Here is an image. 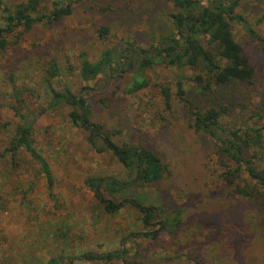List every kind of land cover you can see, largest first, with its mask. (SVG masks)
<instances>
[{
    "label": "rangeland",
    "instance_id": "1",
    "mask_svg": "<svg viewBox=\"0 0 264 264\" xmlns=\"http://www.w3.org/2000/svg\"><path fill=\"white\" fill-rule=\"evenodd\" d=\"M3 1L13 6L24 0ZM50 1L43 0L42 9ZM173 10L172 0H79L59 20L38 22L21 34L17 30L19 38L0 52V150L18 122L14 109L19 110L33 119L34 146L54 178L51 198L39 165L26 152L15 165L9 155L0 159V264H42L52 257L60 258L56 264H103L88 263L82 254L123 247L131 250L130 262L143 264H264V206L229 193L211 144L189 126L187 103L176 94V81L181 80L190 101L201 108L228 101L235 115L238 104L257 102L264 95V18L258 22L264 0H238L234 9L261 40L230 19L232 33L254 69L251 84L235 82L215 99L218 94L203 93L187 79L193 69L166 65L157 55L151 56L153 66L144 68L146 85L125 93L138 57L152 55L162 38L172 34L168 12ZM102 26L108 27L103 36L98 33ZM173 37L182 44L184 34ZM105 48L124 54L111 64L109 77L105 72L81 89L79 53L95 61ZM50 60L59 73L46 81ZM164 86L170 88L169 108L162 97ZM51 87L82 93L91 123L112 132L118 145L154 149L167 167L165 177L150 185L134 183L135 171L108 151L95 152L88 129L70 123L67 105H50ZM107 176L126 182L124 192L110 195L86 183L89 177ZM123 198L155 208L149 226L141 221L145 211L130 203L106 209L104 199L117 203ZM175 210L180 211L177 223ZM163 214L172 221L155 238L129 239L132 232L157 229Z\"/></svg>",
    "mask_w": 264,
    "mask_h": 264
},
{
    "label": "trees",
    "instance_id": "2",
    "mask_svg": "<svg viewBox=\"0 0 264 264\" xmlns=\"http://www.w3.org/2000/svg\"><path fill=\"white\" fill-rule=\"evenodd\" d=\"M78 1L51 0L50 7L42 9L43 0H24L14 3L13 6L0 0V52H5L11 42H15L13 38H19L15 35L17 30L20 29L19 34H21L30 30L38 22L51 23L59 20L71 14L74 2ZM237 1L207 0L206 5H201V0H172L175 11L168 12V15L174 30L171 35L161 40V42L173 40L178 45L173 35L182 33L186 36L184 46L168 42L161 48L163 54L158 55L166 65L176 67L185 65L193 69L195 73L187 79L192 80L203 93L218 94L215 99L220 97V91L224 93V90L235 82L247 85L252 82L253 66L248 54L232 33L230 19L242 22L251 37L255 36L259 40L261 38L241 15L234 12ZM193 10L202 14L196 17V14L192 13ZM263 18L264 12L258 22ZM107 32V26L98 29L101 36ZM262 47L264 48V42ZM155 51L159 53V46L155 48ZM123 54L124 50L117 53L114 49L105 48L100 52L97 60L90 61L84 52H80L79 74L84 83L81 89H87L88 86L85 84L87 81L105 72L109 77L111 64L115 62L118 55L123 56ZM144 54L138 57L137 71L127 84L125 93L135 92L146 85V80L142 75L144 68L153 66L151 57L153 53L145 58ZM128 65L131 66L132 61ZM58 73L55 61L50 60L47 69L48 76L45 80L48 81ZM112 75H114L113 72ZM176 87L177 96L187 103L190 116L189 126L195 132L202 134L211 144L218 165L222 168L221 177L229 187V193L234 197L260 202L264 206V95L257 102L238 104V116L235 115V110H229L228 101L226 103L215 101L208 107L201 108L198 103L190 101L185 96L186 92L181 80L176 81ZM50 91L52 93L50 105L56 106L60 103L67 105L69 107L67 116L70 123L73 126L88 129L87 139L95 152L108 151L129 171H135L134 183L142 186L150 185L165 177L167 167L154 149L143 145L120 146L112 140V132H102L100 125L91 123L89 105L87 99L81 95L82 93H73L67 87L60 91L51 87ZM161 92L164 105L169 108L170 88L164 86ZM98 101L102 102L103 98H98ZM14 114L18 117V122L13 126L8 144L0 150V159L9 155L10 162L15 165V160L20 153L26 152L39 165L46 181L48 195L53 198V174L49 162L34 146L33 119L16 109H14ZM117 131L113 130L114 133ZM86 183L89 186L104 188L110 195L124 192L127 186L126 182L110 176L89 177ZM104 201L107 203V210L120 208L127 203L134 205L141 211H145L141 219L142 223L145 226L150 225L154 214L151 211L155 209L154 207L142 206L136 198H123L117 203L111 199H104ZM174 214L177 215L175 218L177 223L180 211L175 210ZM160 217L158 222L160 225L157 229L132 232L129 239L155 238L159 230L172 221L169 220L167 214L160 215ZM130 251L129 247H123L120 250L109 252H86L82 254V257L88 263L143 264L138 260L130 262L127 259ZM59 261V257H52L42 264H56Z\"/></svg>",
    "mask_w": 264,
    "mask_h": 264
},
{
    "label": "flooded vegetation",
    "instance_id": "3",
    "mask_svg": "<svg viewBox=\"0 0 264 264\" xmlns=\"http://www.w3.org/2000/svg\"><path fill=\"white\" fill-rule=\"evenodd\" d=\"M228 2L230 1V0H227ZM193 14H196V17L199 15H201L202 13H198V12H196V13H193ZM196 19V18H195ZM186 41V36H184V38L182 39V44L180 45V44H176L173 40H168V41H163V42H160V44H159V48H160V51H159V53H157L156 51H153V56L155 55V56H157L158 54H160V55H162L163 54V52H162V47L163 46H165L168 42H170V43H174V44H176L177 46H184V42ZM130 53L131 52H134L133 50H130L129 51Z\"/></svg>",
    "mask_w": 264,
    "mask_h": 264
},
{
    "label": "water",
    "instance_id": "4",
    "mask_svg": "<svg viewBox=\"0 0 264 264\" xmlns=\"http://www.w3.org/2000/svg\"><path fill=\"white\" fill-rule=\"evenodd\" d=\"M155 56V55H154ZM98 192V191H97ZM98 196L100 197L101 196V194L98 192Z\"/></svg>",
    "mask_w": 264,
    "mask_h": 264
}]
</instances>
